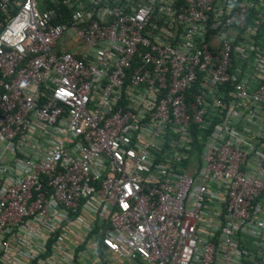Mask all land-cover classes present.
Wrapping results in <instances>:
<instances>
[{
    "label": "built area",
    "instance_id": "obj_1",
    "mask_svg": "<svg viewBox=\"0 0 264 264\" xmlns=\"http://www.w3.org/2000/svg\"><path fill=\"white\" fill-rule=\"evenodd\" d=\"M0 264H264V0H0Z\"/></svg>",
    "mask_w": 264,
    "mask_h": 264
},
{
    "label": "rangeland",
    "instance_id": "obj_2",
    "mask_svg": "<svg viewBox=\"0 0 264 264\" xmlns=\"http://www.w3.org/2000/svg\"><path fill=\"white\" fill-rule=\"evenodd\" d=\"M59 43H60V45H63V44L61 43V41H59Z\"/></svg>",
    "mask_w": 264,
    "mask_h": 264
}]
</instances>
